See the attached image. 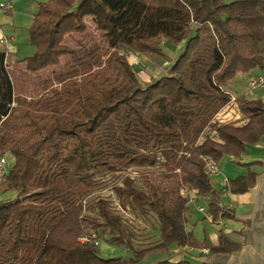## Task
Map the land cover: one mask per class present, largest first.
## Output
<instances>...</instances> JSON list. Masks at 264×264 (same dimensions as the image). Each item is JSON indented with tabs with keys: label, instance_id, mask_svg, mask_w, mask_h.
Here are the masks:
<instances>
[{
	"label": "trees",
	"instance_id": "trees-1",
	"mask_svg": "<svg viewBox=\"0 0 264 264\" xmlns=\"http://www.w3.org/2000/svg\"><path fill=\"white\" fill-rule=\"evenodd\" d=\"M131 2L190 15L160 19L185 30L174 58L163 42L179 46V41L161 32L121 39L114 47L96 43L73 49L62 43L67 33L87 29L88 14L111 40L129 14L120 7ZM28 41L35 47L23 59L30 72L57 65L64 55L70 62L47 81L51 89L41 97L15 96L0 44V153L14 158L0 182L2 192L14 193L0 200V264H143L151 252L174 244L211 253L237 249L223 233L220 244L209 247L187 229L190 203L183 189L208 197L213 219L231 215L221 214V192L211 184L205 158L219 165L224 155L241 157L264 134L259 99H235L248 118L245 125L215 123L232 99L227 86L239 73L264 67V0H47L38 4ZM126 51L156 55L169 65L160 77L144 82ZM131 167L153 169L140 175V187L130 176L114 187L121 204L132 201L160 222V241L142 249L129 243L109 199L88 203L100 174ZM255 177L249 172L230 179V191L247 192ZM88 207L97 217L86 214ZM92 228L111 244L132 250L133 257L102 256L100 245L81 240ZM156 264L210 263L164 259Z\"/></svg>",
	"mask_w": 264,
	"mask_h": 264
},
{
	"label": "crops",
	"instance_id": "crops-1",
	"mask_svg": "<svg viewBox=\"0 0 264 264\" xmlns=\"http://www.w3.org/2000/svg\"><path fill=\"white\" fill-rule=\"evenodd\" d=\"M5 1L9 4V8L8 10L0 8V40H5V42L0 41V44L7 52L6 67L13 82L14 95L38 98L44 92L43 83L46 79L68 69L70 56H62L60 63L57 65L49 66L36 73L30 72L23 59L32 55L35 48L30 49L28 47L29 52H21L20 47H22L21 45L29 44V29L33 24L34 15L38 11V4L47 0ZM225 1L230 2L233 0ZM148 10L160 9L148 7ZM168 11L176 12L174 10ZM179 14L190 17L187 13ZM84 22L87 29L84 32L67 33L62 41L64 45L73 49H79L83 46L88 47L96 43L104 46L110 45L104 39L103 35L105 32L99 29L94 15H85ZM91 32L93 35H97L94 41V36L91 37ZM183 43L179 46H182ZM174 53L175 51L172 52L173 55H169V53L168 55L174 58ZM138 56L146 57L147 55ZM128 58L130 62H135L134 58L130 56ZM168 63L165 60V64ZM135 70H137L138 75L144 82L150 81L142 67L137 66ZM32 74H39L42 78L36 84L37 91L35 92L38 93L36 95H28L19 91L17 83L20 75ZM257 76H264V67L239 73L235 80L227 86V91L232 99L217 113L215 117L217 125L230 123L235 126H243L247 123L248 118L239 110L235 100L240 96H245L248 99H259L264 103V83L253 90L249 87V77ZM7 159L8 163L10 161L9 167H11L14 158L8 154ZM216 167L217 171L212 175L213 177L210 176V181L214 188L221 192V205L223 208L221 214L228 212L231 215L226 218L219 216L217 219H213L208 210L210 199L208 197H197L196 202L190 204L187 210L186 227L188 230L193 231L200 241H206L209 247L218 246L220 244V235L223 233L237 249L231 252L211 253L209 248L179 247L174 244L167 250L169 253L168 259L173 261L187 259L195 263L210 264H264V134L259 142L248 145L241 157L224 155ZM249 172L256 176L253 186L243 194L232 193L228 181L239 176H245ZM5 194L10 197L14 195L11 191ZM199 206H204L207 212L199 211Z\"/></svg>",
	"mask_w": 264,
	"mask_h": 264
},
{
	"label": "rangeland",
	"instance_id": "rangeland-1",
	"mask_svg": "<svg viewBox=\"0 0 264 264\" xmlns=\"http://www.w3.org/2000/svg\"><path fill=\"white\" fill-rule=\"evenodd\" d=\"M125 4H123V6H121L120 8L123 10L124 14L125 13H129V14H127V16L119 24L117 30L112 36V39L108 41L111 46L114 47L116 43L121 39L130 41L133 37L136 36L149 37L157 32L165 33L169 37H174L179 41V44L184 42L185 30L182 27L173 23L163 24L160 22V19L166 16H172L175 18L186 20L188 16L184 14H179V13H184L183 11H180L178 9H166V11L148 10L147 8L145 9L141 8L140 5L136 3L131 2L130 4L128 3ZM168 10H174L176 12L174 13ZM93 36H94L93 39L94 41L97 35H93V33L91 32V37ZM26 44H28V42H26ZM29 44L21 45L22 47H20V51L29 52L28 47H30V49H33L34 46H32L31 44L29 46ZM163 45L165 51L169 53V55H173L172 54L173 51H175L174 55H176V52L180 47L171 44L168 40H165L163 42ZM33 50L35 51V49ZM125 53L127 54V56H129L128 51H126ZM138 59L139 60L137 61L136 59L135 62L131 60L133 61L131 63L133 65L135 64L134 69H136L137 66L142 67L144 73L148 75L150 80L160 77L165 72L167 65H169V63L165 64L164 58L162 59L154 55L153 56L147 55L146 57L138 56ZM142 62L144 63L143 65ZM32 73H36V72H32ZM55 75L44 81L43 94L46 91H48L46 86L47 81L54 80ZM41 79L42 78L39 74H32L26 76L20 75L19 81L17 83L18 89L19 91L24 92L28 95L31 94L36 95L38 93L35 92L37 91L36 84L39 83ZM140 79L143 81L141 77ZM55 85H57L56 81L54 82L53 86ZM49 89H51V87ZM17 96H23V95H17ZM24 97L27 98V96L25 95ZM29 99H37V98H29ZM206 131L208 132L209 129ZM6 155L8 156V154ZM162 168L164 167L160 166L157 167L155 170L159 171ZM151 170L153 169L131 167L127 171L120 174H110V173L100 174L97 177L94 189L91 191L90 198L88 199L89 201L88 203L101 197L109 199V201L111 202L112 211H114V213L120 216V218L122 219V222L125 227V233L127 239L134 249H142L151 245H155L160 241V222L153 211L150 210L147 215H144L139 210L137 204L132 201H127L125 205L121 204L119 202L118 196L114 192V187L116 185H122L123 179L127 176L133 177L136 181L137 186L140 187L141 186L140 175ZM7 195L8 194H5L0 190V200L10 198V196ZM86 214L91 217H97L96 210L91 207L87 208ZM91 231L95 232L97 236L99 235L98 238L101 240V244L98 247V250L100 254L105 258L121 257L123 259H128L133 257L132 250L111 244V240L109 239L108 236L99 234L93 228L91 229ZM168 256L169 253L167 250H156L146 256V258L143 260V264H156L158 261L168 259Z\"/></svg>",
	"mask_w": 264,
	"mask_h": 264
},
{
	"label": "built area",
	"instance_id": "built-area-1",
	"mask_svg": "<svg viewBox=\"0 0 264 264\" xmlns=\"http://www.w3.org/2000/svg\"><path fill=\"white\" fill-rule=\"evenodd\" d=\"M0 8H4L6 10H8L9 8V4L5 1L2 0L0 1ZM1 42H5V40H0ZM129 52V56L134 58L135 61L137 59L138 61V54L132 51H128ZM249 87L253 90L261 85H263L264 83V76H257V77H249ZM206 161V172L208 173L209 176H212L213 174L216 173L217 171V165H215V163L213 162V160L211 158H205ZM10 167H9V163H8V159H7V155L5 154H1L0 153V182L3 179V176L9 171ZM183 194L186 195L189 199V203L190 204H194L196 202V192L194 189H190L188 186L185 187L183 189ZM199 211L201 212H207L204 206H199L198 207ZM81 240L83 241H89L92 240L95 245H100V239L97 237L96 233L93 231H89L87 234H84L81 237Z\"/></svg>",
	"mask_w": 264,
	"mask_h": 264
}]
</instances>
